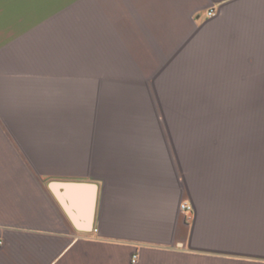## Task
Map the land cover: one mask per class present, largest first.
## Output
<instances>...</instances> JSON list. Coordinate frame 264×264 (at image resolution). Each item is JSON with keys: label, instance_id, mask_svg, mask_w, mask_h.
<instances>
[{"label": "crops", "instance_id": "1", "mask_svg": "<svg viewBox=\"0 0 264 264\" xmlns=\"http://www.w3.org/2000/svg\"><path fill=\"white\" fill-rule=\"evenodd\" d=\"M104 5L111 37L134 28L150 43L156 73L131 99L149 104L46 157L0 105L13 140L0 142V264H264V0ZM0 71H11V0H0Z\"/></svg>", "mask_w": 264, "mask_h": 264}, {"label": "rangeland", "instance_id": "2", "mask_svg": "<svg viewBox=\"0 0 264 264\" xmlns=\"http://www.w3.org/2000/svg\"><path fill=\"white\" fill-rule=\"evenodd\" d=\"M104 23V0H11V71H0V105L11 109V129L34 156H68L86 145L89 126H110L149 104L131 100L145 97L143 81L156 73L149 41L134 28L111 37ZM3 140L13 141L1 133ZM56 143L65 148L53 150Z\"/></svg>", "mask_w": 264, "mask_h": 264}, {"label": "built area", "instance_id": "3", "mask_svg": "<svg viewBox=\"0 0 264 264\" xmlns=\"http://www.w3.org/2000/svg\"><path fill=\"white\" fill-rule=\"evenodd\" d=\"M211 14H212V12L209 11V12H208V15L211 16ZM181 209H182V210H186L187 212L190 211V207H189L187 204H182V205H181ZM135 262H136V257H134V258L132 259V263H135Z\"/></svg>", "mask_w": 264, "mask_h": 264}]
</instances>
